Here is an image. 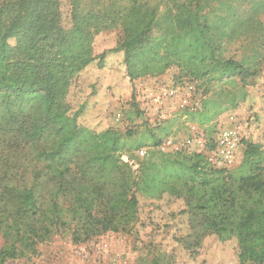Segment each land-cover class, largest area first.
Returning <instances> with one entry per match:
<instances>
[{"label": "trees", "instance_id": "1", "mask_svg": "<svg viewBox=\"0 0 264 264\" xmlns=\"http://www.w3.org/2000/svg\"><path fill=\"white\" fill-rule=\"evenodd\" d=\"M62 0H0V264L37 253V244L60 229L74 244L108 231H125L138 214V195L182 200L189 234L177 242L195 258L202 241L215 236L234 243L238 264H264V159L259 145L246 144L236 169L213 168L204 153L162 152L148 132L152 151L137 168L120 159L121 136L113 129L92 131L78 123L84 106L67 102L70 86L106 52L123 51L130 83L191 67L210 80L255 75L244 62L222 58L208 38L199 11L185 10L151 34L154 9L110 51L93 55L97 16L72 3L67 23ZM264 12V0L255 10ZM245 23V22H244ZM243 24V23H242ZM172 25V26H171ZM235 28V25L231 26ZM201 111L185 109L199 124ZM141 117L145 111H138ZM156 126L162 120L154 115ZM131 133H128V136ZM141 145L127 146V151ZM152 264L164 263L153 260Z\"/></svg>", "mask_w": 264, "mask_h": 264}, {"label": "rangeland", "instance_id": "2", "mask_svg": "<svg viewBox=\"0 0 264 264\" xmlns=\"http://www.w3.org/2000/svg\"><path fill=\"white\" fill-rule=\"evenodd\" d=\"M262 1L62 0L64 23H67L72 3H76L80 12H91L97 16L99 31L92 40L95 57L117 47L124 38L125 27L137 28L146 20L150 9L155 10L158 19L151 34L168 27L171 17L189 10L199 11L207 23L213 20L208 38L222 58L244 62L245 67L255 72L244 83L237 77L218 81L192 75L191 67L174 65L159 76L140 78L130 84L126 77L123 51L106 52L102 68L98 67L97 60L94 61L89 73L91 77L86 75L79 79V75L70 86L67 102L71 109L76 111L84 106L78 123L95 132L117 131L123 145L120 159L133 161L136 165L142 159L139 151L154 149L147 134L149 131L160 139V145L171 141V146H165V152L178 148L179 151L192 153L201 141L205 153L217 129L229 122L236 126L241 139V158L228 168L230 171L240 165L246 144L259 145L264 156V12H255ZM95 79L97 82H94ZM97 83H101L99 89ZM170 85L185 86L181 97L191 100L196 111H201L204 102L208 101L209 122L199 124L184 113L185 109L166 105L162 109L166 116L156 126L148 96ZM107 86L113 94V102L102 120L101 105L109 96L105 89ZM137 104L138 111H145V115L140 117L137 114L133 107ZM119 114V119L110 122L109 119ZM128 133L131 134L128 136ZM129 145L141 147L127 151ZM130 167L132 170L137 168ZM138 198V214L125 231H108L74 244L71 233L60 229L37 244L36 254L11 259L4 264H152L157 259L175 264H238L234 243L219 242L215 236L205 238L198 255L193 259L189 257L177 242V239L189 234L186 216L179 214L184 209L182 200L169 194L155 199L141 195Z\"/></svg>", "mask_w": 264, "mask_h": 264}, {"label": "built area", "instance_id": "3", "mask_svg": "<svg viewBox=\"0 0 264 264\" xmlns=\"http://www.w3.org/2000/svg\"><path fill=\"white\" fill-rule=\"evenodd\" d=\"M185 91V86L170 85L168 87L153 91L148 96V102L151 105V111L154 115L159 116L160 120H163L166 116L162 110L166 105L175 107L176 109H189L196 111L191 100L181 97L182 91ZM167 103V104H166ZM198 149H193L192 153H203L202 143L198 142ZM165 146H171V141H167L162 145H159V150L165 152ZM179 151V149H174ZM241 139L239 137L237 128L233 125V122H229L227 125L220 126L217 129L215 136L211 139L209 150L204 153L209 164L216 169L230 168L234 166L241 158ZM144 151H139V157H143ZM125 163L135 168L137 165L133 161L125 160Z\"/></svg>", "mask_w": 264, "mask_h": 264}, {"label": "crops", "instance_id": "4", "mask_svg": "<svg viewBox=\"0 0 264 264\" xmlns=\"http://www.w3.org/2000/svg\"><path fill=\"white\" fill-rule=\"evenodd\" d=\"M91 64H89L84 70H83V73H82V75L80 74V78L79 79H82L83 77H86V75H88V76H90L89 75V73L91 74ZM97 76H99L98 74H96ZM82 76V77H81ZM91 77V76H90ZM94 82H97V80L95 79V81ZM100 81H98V83H99ZM117 82V81H116ZM97 83V85H98V89L100 88V84H98ZM119 83V82H118ZM130 83V82H129ZM116 83L114 82V86H116L115 85ZM131 84V83H130ZM93 86V85H92ZM105 89H106V91H107V94L109 95L108 96V98H107V96H106V102H104V104L103 105H101V113H102V120L104 119V116H105V113H106V115H107V111H109L110 109V107H111V105H112V95L113 94H111L110 92L111 91H109L108 89H109V86H107V87H105ZM103 101V100H102ZM92 104V106H94L93 104V102L91 103ZM91 104L89 105V107L91 108L92 106H91ZM120 118V114L117 116L116 115V117H114V119H109L110 120V122H113V121H111V120H116V119H119ZM109 120H106V122L107 121H109ZM104 124H105V120H104Z\"/></svg>", "mask_w": 264, "mask_h": 264}]
</instances>
